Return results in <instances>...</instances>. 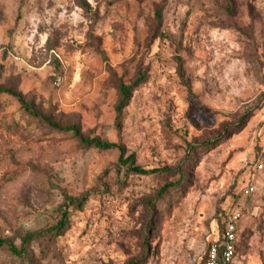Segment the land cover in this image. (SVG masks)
I'll return each mask as SVG.
<instances>
[{"label":"rangeland","instance_id":"rangeland-1","mask_svg":"<svg viewBox=\"0 0 264 264\" xmlns=\"http://www.w3.org/2000/svg\"><path fill=\"white\" fill-rule=\"evenodd\" d=\"M0 88L41 116L0 93V239L68 213L0 264H201L233 211L264 264V0H0Z\"/></svg>","mask_w":264,"mask_h":264},{"label":"trees","instance_id":"trees-1","mask_svg":"<svg viewBox=\"0 0 264 264\" xmlns=\"http://www.w3.org/2000/svg\"><path fill=\"white\" fill-rule=\"evenodd\" d=\"M140 79H137L132 85L130 86H126L124 84H120L118 86V94H119V100H118V104L115 108V112L117 114V117H116V120L118 121L119 117H120V114L123 110V108L126 106L129 98H130V95H131V92L132 90L140 83ZM0 93L1 94H6L8 96H11L13 97L17 102L18 104L21 106V108L35 116V117H39L41 118L40 114L38 112H36L32 105L28 104L25 100V97L22 96L21 94L19 93H15V92H12V91H9V90H6V89H2L0 88ZM45 122L53 127H55V125H53L51 123V121L47 120V119H44ZM63 132H69V133H72V135L76 138L79 139L80 143L85 146V147H89V148H93L95 150H98V151H109V150H112V149H118L119 152H120V155H119V158H118V163L120 165H126L128 164L129 165V171L132 173V174H135V175H148V174H153V173H156L157 171H144L142 169H140L139 167H136L134 166V161H133V157L132 156H129L127 158H123V151L115 144H111V143H108L106 141H102L98 138H94V139H82L79 135V129L76 127V126H71V127H68L64 130H62ZM170 187V186H169ZM166 188V187H165ZM165 190V189H163ZM64 200H65V203H66V207L69 208V207H74L76 210H79L81 209L84 204H85V200L84 198H80V199H76V198H71V197H68V196H64ZM67 219H68V213L67 211H62L61 212V218L60 220L58 221V223L51 227L48 231L44 232V233H39L38 235H35V234H26L22 239H21V243L20 245L17 247L15 246L14 244L12 243H9L7 240H1L0 239V250H5L6 252H8L11 256L15 257V258H18L20 260H24L26 259L27 257V253H28V248H29V244L31 242H33L38 236H43L44 234H55L57 233L58 231L62 230L64 228V226L67 224ZM205 260V256H204V259L203 261ZM202 261V263H203ZM201 263V264H202Z\"/></svg>","mask_w":264,"mask_h":264},{"label":"built area","instance_id":"built-area-1","mask_svg":"<svg viewBox=\"0 0 264 264\" xmlns=\"http://www.w3.org/2000/svg\"><path fill=\"white\" fill-rule=\"evenodd\" d=\"M254 192V187L243 189L242 196L248 197ZM239 214L235 211L229 213L225 219L221 238L210 243L205 252V260L202 264H237L236 263V223Z\"/></svg>","mask_w":264,"mask_h":264}]
</instances>
